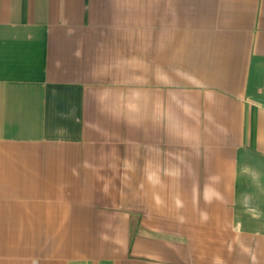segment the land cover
<instances>
[{"label":"crops","instance_id":"crops-1","mask_svg":"<svg viewBox=\"0 0 264 264\" xmlns=\"http://www.w3.org/2000/svg\"><path fill=\"white\" fill-rule=\"evenodd\" d=\"M264 0H0V264H264Z\"/></svg>","mask_w":264,"mask_h":264},{"label":"built area","instance_id":"built-area-1","mask_svg":"<svg viewBox=\"0 0 264 264\" xmlns=\"http://www.w3.org/2000/svg\"><path fill=\"white\" fill-rule=\"evenodd\" d=\"M263 110H264V106H263Z\"/></svg>","mask_w":264,"mask_h":264}]
</instances>
